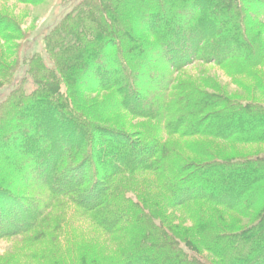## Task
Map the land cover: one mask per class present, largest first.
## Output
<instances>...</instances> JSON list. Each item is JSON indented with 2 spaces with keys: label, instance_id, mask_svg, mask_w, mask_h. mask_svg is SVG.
I'll return each mask as SVG.
<instances>
[{
  "label": "trees",
  "instance_id": "obj_1",
  "mask_svg": "<svg viewBox=\"0 0 264 264\" xmlns=\"http://www.w3.org/2000/svg\"><path fill=\"white\" fill-rule=\"evenodd\" d=\"M246 2L79 0L66 12L44 37L52 64L36 52L26 60V76L6 81L11 91L3 102L20 93L23 106L13 109L18 102H12L10 111L1 108L0 137L31 156L8 153L14 158L0 160V240L24 237L34 245L33 256L42 248L41 256L54 264H207L198 256L201 249L217 264H264V157L189 162L177 142L162 141L160 135L165 130L170 139L201 134L264 141V104L235 100L222 86L202 88L179 76L195 61L225 65L235 75L262 64V32ZM259 2L263 11L264 0ZM11 21L0 18V27L8 29ZM232 42L245 47L233 55L226 50ZM159 62L165 65L161 70ZM90 72L97 87L84 82ZM28 76L37 86L26 93L20 86ZM85 86L88 93L114 89L119 100L107 96L90 104ZM107 104L112 112L122 108L154 120L157 127L139 140L114 130L104 115ZM9 113L29 122L19 128L21 120L10 123ZM77 136L82 139L76 141ZM44 139L46 148L40 144ZM100 145L106 151L94 153ZM88 164L90 184L72 182L71 174ZM26 165L46 176L53 190L40 208L23 203L12 173L13 167ZM147 172L156 173L165 202L146 196L151 187L142 176ZM55 206L58 210H51ZM71 207L90 219L91 233L112 243V252L108 241L96 247L86 240L60 256V234L70 226L64 222ZM177 208L190 216L192 227L171 223L167 209ZM239 215L249 221L255 216L254 221L244 223ZM9 220L21 223L7 228Z\"/></svg>",
  "mask_w": 264,
  "mask_h": 264
},
{
  "label": "rangeland",
  "instance_id": "obj_2",
  "mask_svg": "<svg viewBox=\"0 0 264 264\" xmlns=\"http://www.w3.org/2000/svg\"><path fill=\"white\" fill-rule=\"evenodd\" d=\"M78 1L79 0H68L64 2L63 0H45L37 3H25L20 2L19 0H0V18L3 17L12 20L8 29L2 26L0 27V104L2 105L0 107V113L1 108L4 111H10L8 106H10V103L12 102H18L13 106V109H21L23 104L20 103V100H23V96L20 93L18 95L15 94L9 101L7 100L3 102V100L6 99L7 95L11 91V87H9L8 82L6 81L11 77L19 79L26 76V60L36 52L44 53L46 58L45 61L49 65L52 64L49 54L47 55L45 51L46 46L44 43V37L46 34H48V31L52 28V26L58 22L63 17V15L66 14V12L72 9ZM259 3V0H247L244 5L246 7L249 6L247 4L252 5V8L251 6H249V8L250 10L253 9L252 11L254 12L250 14V19L255 24L257 30L262 32V39L264 43V8L263 11L260 10V8L263 6H260L261 4ZM229 12L230 14H234V12L231 10H229ZM227 47L229 48L226 50L234 55L235 53H239V50H243L245 44H234V42H232V45L228 46L227 44ZM157 66L158 69L161 70L165 65L159 62L157 63ZM91 72L85 75L84 82L87 86L96 85L95 87H97V80L94 79L93 75H91ZM179 76L181 79H186L202 88L212 84L222 86L226 93L235 100L236 98L242 100V102L253 100L264 104V60L262 61L261 65L252 67L245 73L237 75L232 72L230 73L225 68V65H218L215 62L208 63L204 61H195L186 66ZM208 77L211 78V82H207ZM36 86L37 84L34 82L33 77L28 76L26 80L21 83L20 88L24 92L29 93ZM88 90L89 89L86 87L84 93L89 97L88 103L90 104L92 102L98 104L107 96L110 99L114 98V100L117 98L115 97L116 91H114V89L110 90L109 92H103L101 90L99 91L95 89V92L93 93H88ZM117 100L119 99L117 98ZM107 105L108 107L110 106L109 104ZM111 108L113 109L112 105L109 107V109L105 108L106 110L104 112V115L110 122L108 123V126L114 130L131 134L136 140H139V137L143 138L144 136L142 135H147L149 129L153 126H156L157 124L154 120L148 118L132 116L128 112L122 110V108L115 109L116 111L113 110V112L110 111ZM5 118L8 120L10 119L9 121L13 119L10 123H13L14 125L17 119L21 120V124L25 121L29 122V119L26 116H23L22 118L15 116L12 118V113H9V116L5 115ZM23 125L24 124L20 125L19 128H23ZM5 131H7V129H5ZM20 134L21 133L18 134L19 137L21 136ZM160 135L162 141L171 140L175 143L177 142L178 146L182 148V156L189 160V162H205L213 157L220 160H223L224 158L227 160L242 159L244 157H264V141H240L236 140L235 138L222 139L201 134L190 137L174 135L172 139H170L167 137L165 130H163ZM0 139V151L4 149L5 152L4 154H0V160L14 158L11 157L10 154L19 157L23 156L29 160V156L31 155L28 154V152L24 154V152L17 149L18 146L14 141L12 143L10 141V143H4V140L1 137ZM81 139L82 136H77L76 141ZM28 141L33 143V138L30 137ZM102 141L103 138L101 143ZM47 142L48 140L44 139L40 141V144L46 148V146H49ZM5 145L10 147H6ZM12 146L13 148H11ZM99 151L103 153L106 151V148L102 145L97 146L94 153H100ZM6 153L10 154L7 155ZM110 161H113V158H111ZM28 166L29 165H26L22 168L21 166H15L12 169V173L17 179V186L20 188L21 193H23L25 196V198H23V203H28V206L36 203V205H38L40 208L44 204V202L41 200H44V198H46L48 194H51L53 190L51 189L49 184L50 182L47 181L46 176H41L42 174H40L39 171H30V166L29 169ZM87 168L89 170H87ZM102 173L106 175V178L109 176L108 172ZM91 174L92 168L91 165L89 166L88 164L87 167H84L82 170H78L76 173L71 174V181L75 182L80 180V183H85L84 187L88 186V184H90L89 178ZM43 175H45V173H43ZM156 178L158 177L156 176L155 172H147L144 177L142 176V179L146 182H149V186L151 187L150 192L146 196L151 197L153 195H158V200L160 202H165V199L161 197L164 189L160 186V183L156 181ZM97 185L95 186L93 192L96 191V193H98ZM158 196H156V198H158ZM232 198L234 199L233 196ZM16 201L18 202V208H20L17 210H21V207H19L21 206V202L18 200ZM226 207L227 205L225 203V209ZM51 210H58V208L55 206ZM51 210L50 212H52ZM79 210L80 209L78 207H71L65 214L66 221L64 223L70 224V226L69 228L64 229L62 234H60L62 241L60 256L62 254L66 256L68 246L74 245L76 243L77 246H80V244L86 240L95 243L96 247H101L108 241L109 243L107 250L112 252L114 248L112 243L105 237H98L95 233H91L90 230L93 226L90 219L85 215H82ZM168 214L170 217L169 220H171L173 225L185 226L188 228L194 225L190 219V216L187 215L184 209H167V215ZM238 217L244 223H252L255 216H253L250 221L247 219L250 218L249 216L239 215ZM156 221L159 222L160 220L156 219ZM6 223L7 228L15 229V227L19 226V223L21 222H18L17 225H13L9 220L6 221ZM156 224L158 225V223ZM4 228H2L1 231L4 230ZM33 247L34 245L32 243H28L24 237L20 236L6 240H0V264H54L53 259H48L47 257L41 256L42 248H39L36 251L39 254L37 258L33 256ZM198 256L202 257L203 260L206 259L208 262L207 264H217L218 262L217 258H215L212 253L204 249L200 250V254Z\"/></svg>",
  "mask_w": 264,
  "mask_h": 264
}]
</instances>
